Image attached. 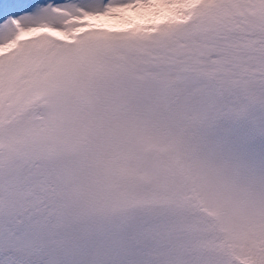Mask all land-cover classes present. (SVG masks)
I'll return each instance as SVG.
<instances>
[{"label":"snow or ice","instance_id":"obj_1","mask_svg":"<svg viewBox=\"0 0 264 264\" xmlns=\"http://www.w3.org/2000/svg\"><path fill=\"white\" fill-rule=\"evenodd\" d=\"M0 264H264V0H0Z\"/></svg>","mask_w":264,"mask_h":264}]
</instances>
